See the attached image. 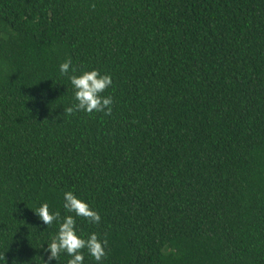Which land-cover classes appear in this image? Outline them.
I'll return each mask as SVG.
<instances>
[{
    "label": "trees",
    "instance_id": "obj_1",
    "mask_svg": "<svg viewBox=\"0 0 264 264\" xmlns=\"http://www.w3.org/2000/svg\"><path fill=\"white\" fill-rule=\"evenodd\" d=\"M73 68L110 116L64 113ZM67 215L107 234L83 264H264V0H0V264H45Z\"/></svg>",
    "mask_w": 264,
    "mask_h": 264
},
{
    "label": "clouds",
    "instance_id": "obj_2",
    "mask_svg": "<svg viewBox=\"0 0 264 264\" xmlns=\"http://www.w3.org/2000/svg\"><path fill=\"white\" fill-rule=\"evenodd\" d=\"M94 9L95 5H91ZM71 59H67L59 66L60 73L66 75L69 73ZM72 75L69 79L74 88V99L77 101L71 106L64 108V113L72 115L79 111L102 112L106 116L112 114L113 97L103 96L104 93L113 83L111 74L101 73L98 69L85 70L77 75L76 69H72ZM64 208L69 213H75L76 216L88 220L89 223L99 224L101 216L98 211L94 210L86 201L77 197L72 191L64 194ZM37 215L44 224L50 226L56 220L60 219L59 212H50L48 203H43L38 209H35ZM108 244L107 234L101 239L98 233L93 232L87 239L77 233L76 219L73 215H67L59 225L58 234L55 235L51 242L48 243L46 252H50L48 262L53 259L59 260L61 252H66L71 259L67 264H83V249L94 257L97 262L102 261L107 256L106 246ZM0 259L6 260L5 255Z\"/></svg>",
    "mask_w": 264,
    "mask_h": 264
}]
</instances>
